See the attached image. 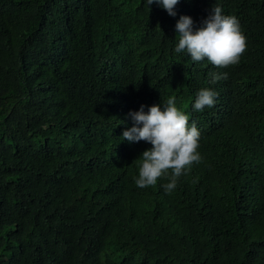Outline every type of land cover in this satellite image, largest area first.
Wrapping results in <instances>:
<instances>
[{"label": "trees", "instance_id": "trees-1", "mask_svg": "<svg viewBox=\"0 0 264 264\" xmlns=\"http://www.w3.org/2000/svg\"><path fill=\"white\" fill-rule=\"evenodd\" d=\"M145 3L0 0V264H264V0ZM215 4L246 40L228 68L174 52L180 17L199 28ZM170 97L202 159L141 189L152 145L122 135Z\"/></svg>", "mask_w": 264, "mask_h": 264}, {"label": "clouds", "instance_id": "clouds-1", "mask_svg": "<svg viewBox=\"0 0 264 264\" xmlns=\"http://www.w3.org/2000/svg\"><path fill=\"white\" fill-rule=\"evenodd\" d=\"M181 0H146L145 7L157 4L171 17L177 16L176 8ZM178 42L174 48L176 54H187L193 63H207L228 68L239 63L246 52V40L236 16L226 15L215 4L202 26L194 27L189 16H181L176 26ZM177 39V38H176ZM211 82L227 79V74L211 73ZM218 93L212 88H202L196 93L193 104L195 111L215 106ZM141 106L139 111L129 113L133 125L122 135L123 142L129 144L144 141L152 147L144 151L139 161L138 175L134 177L138 188H147L157 184L158 180L168 178L162 187L167 193L177 187V181L186 175L194 164L201 162L199 152L201 133L197 124L189 123V116L177 106L175 97L166 102L148 107Z\"/></svg>", "mask_w": 264, "mask_h": 264}]
</instances>
